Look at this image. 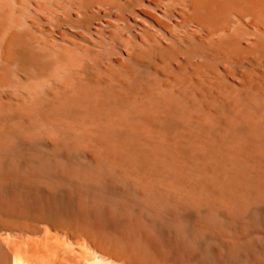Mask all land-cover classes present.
Returning <instances> with one entry per match:
<instances>
[{
  "label": "bare ground",
  "instance_id": "1",
  "mask_svg": "<svg viewBox=\"0 0 264 264\" xmlns=\"http://www.w3.org/2000/svg\"><path fill=\"white\" fill-rule=\"evenodd\" d=\"M0 264H264V0H0Z\"/></svg>",
  "mask_w": 264,
  "mask_h": 264
}]
</instances>
